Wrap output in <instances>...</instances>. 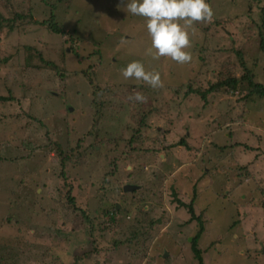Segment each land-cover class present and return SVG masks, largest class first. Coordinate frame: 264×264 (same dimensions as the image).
Returning <instances> with one entry per match:
<instances>
[{"label":"rangeland","instance_id":"rangeland-1","mask_svg":"<svg viewBox=\"0 0 264 264\" xmlns=\"http://www.w3.org/2000/svg\"><path fill=\"white\" fill-rule=\"evenodd\" d=\"M29 1L0 0V23L14 26L0 30V56H10L0 62V94L13 89L16 98L0 103V264H199L192 241L201 225L178 199L195 200L204 264H264V98L240 100L247 80L208 101L185 96L190 84L205 90L229 71L242 76L238 48L264 82L256 20L264 0L254 14L251 0H209L213 19L195 25L184 65L147 54L146 23L123 10L128 0H56L58 21L83 41L29 23V15L14 20L30 10L48 18L47 2ZM26 46L57 68L35 55L28 62ZM96 50L82 72L91 62L80 60ZM133 61L159 72L164 87L124 80L121 69ZM135 91L147 102L129 100ZM126 184L135 190L125 193ZM124 201L131 217L116 215L122 223L112 226L114 205L120 211ZM139 209L161 218L143 241L147 252L136 241L106 243Z\"/></svg>","mask_w":264,"mask_h":264},{"label":"trees","instance_id":"trees-1","mask_svg":"<svg viewBox=\"0 0 264 264\" xmlns=\"http://www.w3.org/2000/svg\"><path fill=\"white\" fill-rule=\"evenodd\" d=\"M31 1L33 2L34 0H30L29 4H31ZM45 2H47L50 6H51V11L49 12L50 15L48 14V18L42 20V19H38L35 16H33L32 10H30L31 13L28 14L27 13H19V14H15V18L14 20L17 18V16H21V17H26L27 15H29V19H31V21L29 23H35V24H39L41 26H45L48 28V30L53 33V34H59V35H67V37L71 40L74 39V41H83L81 37L78 36H74L75 33H71V31L67 30L64 28L63 25L60 24V22L57 19L56 14L54 13L57 10V6H56V0H44ZM207 2L209 3V0H207ZM258 2H262V0H251L250 1V6L248 8L249 13H253L255 12L254 9V4ZM32 6V5H31ZM260 7V5H257ZM59 7V5H58ZM259 10H257V14L259 16V21L257 20V26L259 27L260 30V37H261V44H262V49L264 50V5H262L260 8H258ZM250 16V15H249ZM26 19V18H25ZM228 18H225V20L227 21ZM11 22H13V19L10 20ZM10 21H8L7 23H9ZM142 24L146 23V20L143 18V21H141ZM232 22V20H230L228 23ZM3 25L5 27H11V29L14 28L13 25H7L6 23H0V30L1 28L3 29ZM11 32V31H9ZM64 53L67 52L66 48L64 47V44H62V48H61ZM72 52L76 53V49L74 46L71 47ZM26 52H32L33 55L28 54V58L27 61L29 62V59L31 57H38L40 62H42L44 64V68L46 69H55L57 68V63L54 62V60L52 59H48L46 58V56L44 55V53L42 51H40L39 49H37L35 46H26L25 47ZM62 52V51H61ZM237 54L239 55V59H240V65L243 67L242 71L243 74L242 76H237L235 75L233 72L229 71L227 73V75L224 76V78L220 79L219 81L213 83L210 85L209 88L205 89V90H201L200 88L196 89L193 88L192 85L190 84V87L188 88L187 92L185 93V96H188L190 94H198L199 96H201V98H203L204 100L208 101V94L213 93V92H229L231 89H237V88H241L242 86H245V84L243 83L245 80H247L248 82L246 83L247 87L242 90L244 92L243 94V99L242 97L240 98V100H247L248 98H250L253 95H258L262 98H264V82L260 79H255V73L253 71L252 68H250L248 66L247 61L244 59V55L246 56V54L244 53V51L241 48H238L236 50ZM77 56H79V53H76ZM96 54H100V50H96L95 52H92L90 55L87 53L84 55V57L80 60V62L82 64H84V62L86 60H93L91 57ZM35 55V56H34ZM1 59H4L6 64L9 59L10 56H6L1 55L0 56V62ZM60 59V58H59ZM65 61V59L60 60L61 63H63ZM93 67V62L90 63L89 67L85 68L84 70H82V72H87V71H91V68ZM43 68V67H42ZM57 71H59L57 69ZM10 73H13L12 68L10 67ZM62 75H64V73H61ZM7 83V82H6ZM15 86V84H13ZM7 88H8V83H7ZM16 99L14 97L13 94V89L9 90L8 94H0V103H4V102H8V100H14ZM97 105V104H96ZM99 106V105H97ZM5 117V116H0V118ZM34 118V117H33ZM34 123V119L30 120V117H28L27 120V125L26 127L31 131V124ZM43 122L40 123V125H42ZM47 133V138H48V132ZM49 140V144H51V139L48 138ZM58 141V140H57ZM53 142L55 145L61 147L62 144H60V142ZM52 143V144H53ZM178 144L180 145H186L190 148V146L188 144L185 143L184 138H182ZM48 147V146H47ZM251 149V148H250ZM65 161V159L63 160V162ZM64 164V163H63ZM196 190V188L194 189ZM136 192V191H135ZM128 193V192H125ZM132 193V192H129ZM69 197V201H71L73 204L74 203V197L68 195ZM123 197V196H122ZM175 197H177L176 193H175ZM124 198V197H123ZM140 201H142V199H140ZM178 201L180 202V204H182L183 206L187 207L189 212H191L192 216H191V220H196L195 218H198V222L201 225V230H200V235H202V233L204 232L203 230V221L202 218L194 213V199L190 202V203H186L184 201H181L180 199H178ZM124 207L122 208V210L118 211L116 209V204L114 205V209L113 212L111 213V216L109 218V221L112 223V226L115 224V221H117V223L121 224L122 223V217H116V215L119 214H124V216L126 217H131L130 213H131V207L130 205L127 203V201H124ZM108 209H103L104 214H106V211ZM139 215L138 217H133V220L128 221L127 224V231H122V234H120L118 232H115L114 235H112V238L109 239H105L106 243H111L112 246H114L115 248H122V247H129L130 245H128L127 242L130 243H134V241H136V245H142L143 250H145V252H147L146 250V245H143V241L148 238L152 231L151 229H158V224L160 223L161 218H156L155 217V213L152 212L151 209H139ZM102 221V220H101ZM99 225H101V228L105 226V222L104 224H102L101 222L99 223ZM91 227V226H90ZM93 228V227H91ZM91 232H93L91 229H89ZM196 236L194 237L193 241H192V249L193 252L195 254V257L197 258L198 261H200L199 264H204V259H203V255H202V249H200L198 247V240L200 238ZM99 237V236H98ZM93 237L92 238V242L94 243H99V238ZM111 237V236H110ZM142 242V243H141ZM0 249H2L0 247ZM92 253V252H91ZM79 258V257H78ZM96 263V262H94ZM98 264V263H97Z\"/></svg>","mask_w":264,"mask_h":264},{"label":"clouds","instance_id":"clouds-1","mask_svg":"<svg viewBox=\"0 0 264 264\" xmlns=\"http://www.w3.org/2000/svg\"><path fill=\"white\" fill-rule=\"evenodd\" d=\"M123 10L146 20L151 41L147 54L153 60L170 58L179 65L188 64L193 59L190 49L192 36L196 34L195 25L210 22L214 16V10L207 0H128ZM121 75L124 80L142 82L153 89L164 87L161 74L146 70L140 61L130 62L121 69ZM128 99L147 102V97L139 91Z\"/></svg>","mask_w":264,"mask_h":264},{"label":"water","instance_id":"water-1","mask_svg":"<svg viewBox=\"0 0 264 264\" xmlns=\"http://www.w3.org/2000/svg\"><path fill=\"white\" fill-rule=\"evenodd\" d=\"M132 188V186L131 185H127V186H125V190L127 191V190H130ZM120 205L119 204H117V207H119Z\"/></svg>","mask_w":264,"mask_h":264},{"label":"flooded vegetation","instance_id":"flooded-vegetation-1","mask_svg":"<svg viewBox=\"0 0 264 264\" xmlns=\"http://www.w3.org/2000/svg\"><path fill=\"white\" fill-rule=\"evenodd\" d=\"M125 186H127V185H125ZM134 186V185H133ZM135 188L136 187H133V188H131L130 190H127L128 192H132V191H134L135 190ZM124 190H125V187L123 188ZM126 191V190H125Z\"/></svg>","mask_w":264,"mask_h":264}]
</instances>
